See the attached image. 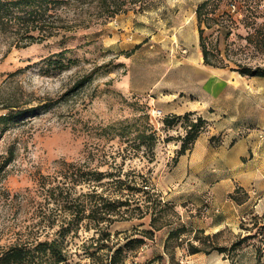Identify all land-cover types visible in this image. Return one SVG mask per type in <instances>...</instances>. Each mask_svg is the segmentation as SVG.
Masks as SVG:
<instances>
[{
    "label": "rangeland",
    "instance_id": "1",
    "mask_svg": "<svg viewBox=\"0 0 264 264\" xmlns=\"http://www.w3.org/2000/svg\"><path fill=\"white\" fill-rule=\"evenodd\" d=\"M203 1L151 0L142 10L137 6L107 20L88 16L97 12L95 7L84 6V13L80 14L62 10L66 22L59 23L57 31L46 40L29 45L0 32V116L23 113L7 127L0 140V154L9 147L15 151L14 161L0 176V251L17 241L41 240L52 235L67 217V211L55 198L62 199L61 203L68 198L77 211L90 200L91 194L119 198L122 192L111 185L117 178L146 189L143 191L152 189L163 203H169L163 181L177 164L174 160L189 129L188 123L182 119L172 127L165 126L163 120L170 115L149 106L150 92L130 90L127 78L131 76L132 83L146 86L149 80L158 75L163 78L165 70L180 63L181 55L186 53L180 49V54L176 48L179 40L174 35L179 18L185 17L187 25L192 18L198 26L195 12ZM251 1L259 4L249 2L250 8L244 0L221 2L216 14L211 15L215 17L212 28L203 25L208 48H217L221 53L212 61L218 65L223 59L228 65L223 69H237L240 65L264 67V51L245 40L264 22L259 18L257 24L244 26L245 17L247 23L254 21L252 12H264V0ZM253 6L255 11L251 10ZM229 16L236 21V30L226 41L219 34L217 23ZM198 117L193 114L190 120L196 122ZM207 129L208 124L203 133ZM145 130L146 134L155 135L151 149L139 140ZM70 164L87 174L80 181L66 178V171L73 169L70 166L67 170ZM97 172L105 175L101 181H96ZM239 189L235 194L237 201L231 197L236 203L246 201L250 194L259 205L234 222L226 220L230 226L219 230L197 228L207 226L209 217L218 213V205L214 206L208 192L201 195V200L192 196L180 205L169 203L172 210L163 214L160 223L172 222L171 228L157 231L154 240L148 241L138 256L126 264H147L165 255L164 241L169 231L180 225L190 229L183 236L184 244L176 250L180 264H264V197L253 188L249 194ZM143 191H123V200L130 202L131 210L140 197L145 211L148 203ZM185 191L195 190L191 184ZM78 197V202H71ZM150 227L149 216L100 227L85 220L68 237L71 263L95 264L86 257L82 246L94 243L91 239L99 236L98 228L111 233L108 244L112 246L124 241L123 232L131 234L135 229ZM197 230H203L204 236L217 234L212 241L227 247L244 237L252 238L230 256L218 252L189 255L186 242H196Z\"/></svg>",
    "mask_w": 264,
    "mask_h": 264
},
{
    "label": "trees",
    "instance_id": "2",
    "mask_svg": "<svg viewBox=\"0 0 264 264\" xmlns=\"http://www.w3.org/2000/svg\"><path fill=\"white\" fill-rule=\"evenodd\" d=\"M151 0H0V32L4 34H9L14 38L23 40L27 42V45L46 40L47 37L54 34V30L57 31L58 24L61 22H66V18H63V12L65 10H73L77 14L84 13V6L95 7L97 9L96 13L88 14L89 17L96 16L103 18V20L115 18L117 15L131 10L139 6V10H142L144 5L149 3ZM234 0H204L196 8V18L198 23V30L200 35V47L203 53L205 65L227 68L228 65L225 64L223 59H220V64L215 65L212 61L213 58H218L221 53L217 48L210 49L207 46L206 38L204 36L203 25L210 29L215 23V17L211 16L216 14V11L220 8L221 2H232ZM246 4L250 6V3H255L256 1L244 0ZM250 2V3H249ZM95 5V6H94ZM255 9V6L251 9ZM63 10V12H62ZM135 10V9H134ZM255 11V10H254ZM223 12V16L225 15ZM254 21L252 23H247L246 18L243 20L244 26L257 24V19L263 18L264 12L253 13ZM80 20V19H79ZM218 32L224 37L226 41L230 39L233 32L236 30V21L233 16H229L228 19L218 22ZM64 26V25H63ZM245 40L249 43H255L261 51H264V22L260 23L257 31L253 34H248ZM215 50V51H214ZM57 63H62V61H57ZM232 71H237L242 76H259L264 77V67L252 68L249 66H239L237 69L230 68ZM23 113L9 112L0 116V140L2 135L6 131L7 127L10 126L17 118H19ZM193 113H187L183 116H167L164 118L163 123L165 126L172 127L177 122L182 119L188 124V131L183 139V143L177 156L174 160L176 163L179 157L186 153L187 150L191 149L195 140L200 136L201 133L206 129L207 121L202 117H198L196 122H192L190 117ZM147 130L142 131L139 135L140 143L147 144L148 148L154 145L155 135L154 133L146 134ZM15 159V151L13 147H9L5 153L0 154V176L6 173L7 167ZM72 166V170L69 173L66 171V178L77 179L80 181L82 176L87 173L81 172V169L73 167L74 165H69L67 170ZM96 181H101L105 176L104 173H95ZM111 185H115L120 189V197H113L110 195L104 196L101 194H91L90 200L82 203V209L77 211L74 210L72 204L68 198L63 200L55 198L59 206L67 211L64 221L58 226V229L52 233V235L47 236L46 239H33V241H17L9 246L3 248L0 251V264H72L70 258V252L68 250V237L71 234L77 232L79 225L87 220L88 222H93L95 226L100 227L102 224H112L119 220H130L133 218H144L146 216L150 217V228L149 229H135L133 233L128 234L123 232L124 241L117 242L115 245L109 246L108 242L111 239V233L106 229L98 228L97 233L99 236L97 238L92 237L91 241H94L90 247H85L83 245V250L87 258L93 260L95 264H126L130 258H135L138 256L139 252L145 248L148 241H153L157 231H160L164 227H170L173 225L172 222H161L163 219V214L167 210H172V206L169 203H163L160 196L156 192H151V190L143 191L146 189H138L137 187L130 185L127 181H123L121 178L114 179ZM147 186V185H146ZM56 188L52 189V193L56 191ZM137 191L144 192L146 195L145 202L148 206H145V211L142 210L143 203L141 199L138 198L136 208L130 209L128 205L130 202L123 198V191ZM240 189L237 188L231 197L237 201L235 194L238 193ZM62 192V191H60ZM81 197L71 200V202H78ZM69 201V202H67ZM240 202V201H239ZM141 203V204H140ZM241 203V202H240ZM77 205V204H76ZM127 206L125 209L123 207ZM141 212L136 215L137 211ZM129 214V215H128ZM117 216V218L115 217ZM70 218V219H68ZM160 223V224H159ZM159 224V225H158ZM185 225H180L178 227L172 228L165 241H164V253L165 255H160L155 259L149 261L147 264H180L176 258V250L179 249L185 242L183 239L185 234L189 233ZM195 235V241L199 242L196 244L194 241H188L187 251L189 255H195L199 253L211 254L213 252H218L220 254H227L228 256L235 254L236 250L241 246L246 240L252 238V236H247L239 241L234 242L230 247L218 245L216 242L212 241L213 238L217 236L214 234L203 235L205 232L203 230H197ZM202 235L203 237H199Z\"/></svg>",
    "mask_w": 264,
    "mask_h": 264
},
{
    "label": "crops",
    "instance_id": "3",
    "mask_svg": "<svg viewBox=\"0 0 264 264\" xmlns=\"http://www.w3.org/2000/svg\"><path fill=\"white\" fill-rule=\"evenodd\" d=\"M191 19L187 25L185 17L179 18L176 48L186 54L174 69L146 86L132 83L131 76L127 80L130 90L150 92L149 106L164 115L193 113L207 121V131L179 157L163 183L167 202L175 205L192 196L201 200L208 192L218 213L197 228L219 230L230 226L226 220L234 222L259 205L249 194L252 188L264 197V77L205 65L198 26ZM191 184L195 191L185 193ZM237 188L249 194L246 201L231 198Z\"/></svg>",
    "mask_w": 264,
    "mask_h": 264
},
{
    "label": "built area",
    "instance_id": "4",
    "mask_svg": "<svg viewBox=\"0 0 264 264\" xmlns=\"http://www.w3.org/2000/svg\"><path fill=\"white\" fill-rule=\"evenodd\" d=\"M182 53H183V54L186 53V50H182ZM155 113H156L157 115H160V114H161L160 111H156Z\"/></svg>",
    "mask_w": 264,
    "mask_h": 264
}]
</instances>
